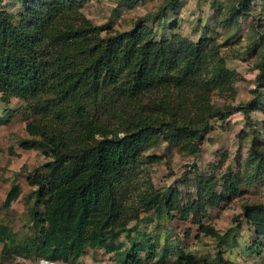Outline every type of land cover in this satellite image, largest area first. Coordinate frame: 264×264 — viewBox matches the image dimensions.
Here are the masks:
<instances>
[{"label":"trees","instance_id":"1","mask_svg":"<svg viewBox=\"0 0 264 264\" xmlns=\"http://www.w3.org/2000/svg\"><path fill=\"white\" fill-rule=\"evenodd\" d=\"M18 1L23 9L16 16L0 10V93L29 108L33 122L25 129L34 138L19 147L38 150L49 161L26 179L34 188L29 195L35 233L11 251V235L0 225L2 253L66 264H76L87 248L111 254L119 249L113 243L114 226L137 217L124 201L126 185L138 181L142 152L164 134L170 144L182 142L181 150L197 153L196 142L203 140L210 116L205 88L222 84L227 70L213 65L198 86L208 60L207 41L153 40L144 23L158 15H144L130 30L110 34L106 25H93L82 16L71 0ZM256 78L264 80V59ZM239 108L246 112V106ZM19 195L11 185L2 207L9 209ZM141 195L142 205H155L156 217L169 210L184 216L191 210L197 217L202 208L198 199L180 208L175 190ZM262 207L247 217L258 236L264 234ZM135 252L132 244L118 259L124 263ZM146 255L153 256L151 251ZM182 258L194 264L191 257ZM217 260L229 264L219 255Z\"/></svg>","mask_w":264,"mask_h":264},{"label":"rangeland","instance_id":"2","mask_svg":"<svg viewBox=\"0 0 264 264\" xmlns=\"http://www.w3.org/2000/svg\"><path fill=\"white\" fill-rule=\"evenodd\" d=\"M71 1L82 16L93 25H106L110 34L130 30L144 15H158L144 23L153 40L172 36L190 43L206 40L208 60L198 86L215 64H222L228 73L221 77L222 84L205 88L210 116L203 140L196 142L198 152L181 150L182 142L170 144L164 134L143 151L138 181L126 185L124 201L137 217L114 226L118 251L87 248L76 264H184L182 256L191 257L194 264H216L218 255L229 264H264V234L258 236L247 218L264 206V80L256 78L264 59V0ZM22 9L18 0L0 2V10L14 16ZM243 106L246 112L240 110ZM0 119V225L8 229L7 245L15 251L36 231L29 195L34 188L26 179L43 171L49 158L18 145L34 138L25 129L30 114L24 101L15 97L7 101L0 93ZM41 120L39 115L36 122ZM11 185L19 188L20 195L4 209L1 203ZM171 190L184 210L198 199L202 207L198 216L191 210L187 216L169 210L156 217L155 205L140 202L143 193ZM132 244L135 254L121 262L118 257L124 259ZM2 247L0 242V264L23 258L3 254ZM164 250L169 252L166 257L161 255ZM149 251L153 256L147 259Z\"/></svg>","mask_w":264,"mask_h":264},{"label":"built area","instance_id":"3","mask_svg":"<svg viewBox=\"0 0 264 264\" xmlns=\"http://www.w3.org/2000/svg\"><path fill=\"white\" fill-rule=\"evenodd\" d=\"M13 264H66L61 261L49 260L43 257H37L35 260L17 258Z\"/></svg>","mask_w":264,"mask_h":264},{"label":"clouds","instance_id":"4","mask_svg":"<svg viewBox=\"0 0 264 264\" xmlns=\"http://www.w3.org/2000/svg\"><path fill=\"white\" fill-rule=\"evenodd\" d=\"M23 259H25V258H23ZM28 260H30V259H28ZM33 260V259H32ZM35 260V259H34Z\"/></svg>","mask_w":264,"mask_h":264}]
</instances>
